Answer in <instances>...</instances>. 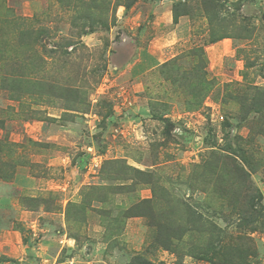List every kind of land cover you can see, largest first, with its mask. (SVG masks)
<instances>
[{"label":"rangeland","instance_id":"1","mask_svg":"<svg viewBox=\"0 0 264 264\" xmlns=\"http://www.w3.org/2000/svg\"><path fill=\"white\" fill-rule=\"evenodd\" d=\"M137 256L264 264V0H0V264Z\"/></svg>","mask_w":264,"mask_h":264},{"label":"trees","instance_id":"2","mask_svg":"<svg viewBox=\"0 0 264 264\" xmlns=\"http://www.w3.org/2000/svg\"><path fill=\"white\" fill-rule=\"evenodd\" d=\"M219 33H221V30H219ZM222 34V33H221ZM221 34H213V32H212V35H211V38L209 39V41H208V43L209 44H213V43H215L216 41H219V40H221V39H223V38H226L225 36H223V35H221ZM214 35H217V36H214ZM200 55L201 56H203L204 55V53H203V51L202 50H200ZM146 203H149V202H146ZM163 247H167V246H163ZM168 249V248H167ZM212 251H213V249H212ZM213 254H215L214 253V251H213ZM212 254V255H213ZM203 255V257H205V258H202V259H210V258H207V256H208V253L206 252V253H204V254H202ZM199 257V256H198ZM129 264H152L151 262H147V261H145L141 256H137V257H135V258H133L132 259V261L129 263Z\"/></svg>","mask_w":264,"mask_h":264},{"label":"crops","instance_id":"3","mask_svg":"<svg viewBox=\"0 0 264 264\" xmlns=\"http://www.w3.org/2000/svg\"><path fill=\"white\" fill-rule=\"evenodd\" d=\"M168 38H173V34H169V35H168ZM158 49H159L160 52H163V50H164L165 48H160V47L158 46ZM152 55H154V54H152ZM149 58H150V57H149ZM151 59H154V58H151Z\"/></svg>","mask_w":264,"mask_h":264}]
</instances>
